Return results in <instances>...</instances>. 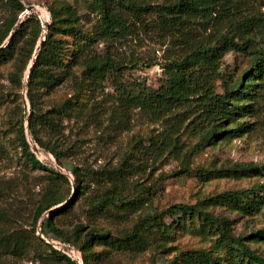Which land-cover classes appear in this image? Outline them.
Listing matches in <instances>:
<instances>
[{"label":"rangeland","instance_id":"1","mask_svg":"<svg viewBox=\"0 0 264 264\" xmlns=\"http://www.w3.org/2000/svg\"><path fill=\"white\" fill-rule=\"evenodd\" d=\"M145 1L151 4L161 2ZM5 4L0 0V25L9 15ZM91 4L92 0H25L27 7L34 6L35 9L29 13L26 10L19 18L22 22L27 14L34 13L40 19L43 32L38 46L53 22L51 12L56 13L64 26L90 32L100 18ZM67 6L75 11V17L66 12ZM58 37L64 42V68L60 72L64 81L52 93L39 90L36 98L43 109L58 108L77 93L74 80L83 83L84 91L64 121V168L59 167L47 151L39 148V152L34 153L48 170L54 169L69 177L70 184L61 186L55 197L57 200L66 199L56 210L68 203L71 207L53 219L61 236L45 229L42 234L40 220L36 225V236L32 237L35 211L49 187L50 171L29 164L20 145L22 124L28 141L32 147L35 145L27 131L30 66L24 69L19 59L1 60L0 233L11 234L13 238L21 235L23 239L19 238V242L24 249L20 253L13 248L0 250V264H69L52 255L54 245L62 248L56 250L77 264H84L81 243L75 233L78 226L83 228L82 237L89 232L96 234L92 244L85 248L90 264H255L235 247L226 245L221 240L219 227L200 215L181 221L168 236L158 230L144 234L146 245L142 251L118 248L114 240L131 233L148 215H160L176 204H201L200 208L219 221L229 222L233 238L252 237L257 230L264 228V173L234 175L231 171L235 165H264V87H252L255 95L247 103L248 112L238 123L230 125L235 128L243 122L245 125L240 132L207 143L189 123L197 111L181 117L182 110H176L157 119L148 112L121 104L119 84L106 82L104 89L92 93L81 77L82 67L72 64L76 36ZM102 48L100 44L97 49ZM169 48V43L160 37L158 30L139 26L134 34L113 49L116 59L124 66L122 84L139 83L157 89L164 59L171 54ZM223 63V71L233 73L238 70V76L249 67L248 60L232 53L224 58ZM65 71H69V75L64 76ZM176 138L178 145L175 148L170 142ZM162 144H168L167 151L158 149ZM124 162L131 165L128 191L124 195L127 196L126 202L132 201L136 205L128 209L116 203L107 207V213L96 214L93 208L102 186L93 181L84 193H75L71 170L75 166L90 171L113 169ZM199 169L222 173L206 178ZM253 186L263 187L249 195L253 202L249 208L225 202L219 197L226 191L249 190ZM49 214L46 212L43 218ZM104 235L106 239H102ZM39 237H45V240L41 242ZM244 242L264 257V240L251 238ZM192 251L209 253L210 261L201 263L188 258L186 254Z\"/></svg>","mask_w":264,"mask_h":264},{"label":"trees","instance_id":"2","mask_svg":"<svg viewBox=\"0 0 264 264\" xmlns=\"http://www.w3.org/2000/svg\"><path fill=\"white\" fill-rule=\"evenodd\" d=\"M3 1L9 15L0 25V61L19 59L24 69L28 68L43 32L40 19L31 13L21 22L19 16L27 8L25 0ZM91 5L98 11L100 18L90 32L74 26H64L57 19L56 13L51 12L53 22L49 24L48 32L41 41L27 83V121L30 134L35 145L52 154L59 167L64 168V121L70 116L79 95L84 91L83 83L74 80L77 93L58 108L43 109L36 98L39 90L52 93L64 81L60 75L64 68V42L59 35L76 36L77 47L73 52L72 64L82 67L81 77L86 80L92 93L104 89L106 82L119 84L121 88L116 89L121 104L148 112L157 119L176 110H182L179 115L181 117H187V112L197 111L195 118L189 123L193 125L192 130L207 143H215L226 135L243 129V122L235 128L230 125L238 123L248 112L247 103L255 95L252 87H264V0H161L156 4L145 0H92ZM65 9L70 17H75L76 13L71 7L67 6ZM139 26L158 30L160 37L170 45L168 50L171 54L164 59L162 78L157 89L139 83L126 86L120 81L124 75V66L116 59L113 49L134 34ZM6 41L5 47L1 48ZM100 44L103 48L98 50ZM230 53L249 61V67L239 76L238 70L233 73L223 71L224 58ZM65 75H69V71H65ZM171 143L176 148L178 139ZM20 145L29 164L48 170L34 153L23 124L20 128ZM167 148L168 144H162L158 149L167 151ZM130 169L131 165L124 162L118 168L98 171L75 166L70 173L74 177L75 193H84L93 181L102 186L93 209L96 214H105L107 207L116 203L125 205L128 209L136 205L132 201L126 202L127 196L124 195L128 191ZM232 169L234 175L264 173V165H235ZM48 171L49 187L36 208L32 237L36 236V225L40 220L42 234L45 229L61 236L53 219L71 207L68 203L61 210H56L66 199L57 200L55 197L61 186L70 184L69 177L54 169ZM198 171L206 178L222 173L208 169ZM260 187L263 186H253L243 191H226L219 197L225 202L249 208L253 205L249 195L255 194ZM200 206L201 204H176L160 215H148L131 233L114 240L115 246L132 252L142 251L146 245L144 234L158 230L163 236H168L181 221L200 215L210 224L219 227L221 240L226 245L235 247L236 251L251 262L264 264V257L244 242L251 238L264 240V228L257 230L252 237L233 238L227 220L219 221ZM48 211L49 216L43 218ZM82 231L83 228L78 226L75 233L81 243L83 262L90 264L85 248L92 244L96 234L89 232L82 237ZM0 234V250L13 248L15 252L23 251L24 247L19 242L23 239L20 238L21 235L13 238L11 234ZM102 237L106 239L107 236ZM44 238L39 237V241L43 242ZM51 253L57 259L77 264L56 249H52ZM186 256L201 263L210 261L209 253L203 251L188 252Z\"/></svg>","mask_w":264,"mask_h":264},{"label":"water","instance_id":"3","mask_svg":"<svg viewBox=\"0 0 264 264\" xmlns=\"http://www.w3.org/2000/svg\"><path fill=\"white\" fill-rule=\"evenodd\" d=\"M35 9V7L34 6H28L27 8H26V10H27V13H29V12H31V11H33ZM44 40V39H43ZM7 44V41H6V43L4 44V46H2L1 48H3V47H5V45ZM40 47H41V43L37 46V48H36V52H35V55H34V59H33V61H32V64L30 65V70L29 71H31V69H32V66H33V63H34V61H35V59H36V56H37V53H38V51L40 50ZM28 78H29V76H28ZM25 110L27 111L28 110V108H27V102H25ZM27 131H28V133L30 134V126H29V123H27ZM33 151L34 152H39V147L37 146V145H33Z\"/></svg>","mask_w":264,"mask_h":264},{"label":"built area","instance_id":"4","mask_svg":"<svg viewBox=\"0 0 264 264\" xmlns=\"http://www.w3.org/2000/svg\"><path fill=\"white\" fill-rule=\"evenodd\" d=\"M54 247H55V249H58V250H61L62 248H60L59 246H55L54 245Z\"/></svg>","mask_w":264,"mask_h":264}]
</instances>
